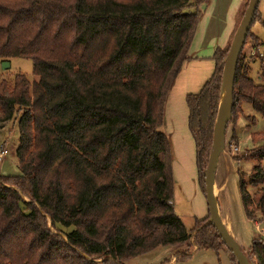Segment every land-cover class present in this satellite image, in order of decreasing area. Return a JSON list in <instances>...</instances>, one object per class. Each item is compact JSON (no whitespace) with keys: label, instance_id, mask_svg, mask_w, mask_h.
<instances>
[{"label":"trees","instance_id":"1","mask_svg":"<svg viewBox=\"0 0 264 264\" xmlns=\"http://www.w3.org/2000/svg\"><path fill=\"white\" fill-rule=\"evenodd\" d=\"M205 1L0 0V61L29 60L37 79L0 81V127L18 116L19 168L14 180L0 177V264H103L105 257L120 264L190 240L195 249L220 246L208 216L189 235L175 216L161 132L167 92ZM249 34L258 53L263 44ZM226 52L215 53L209 80L185 97L202 193ZM254 58L240 52L236 61L232 128L241 103L264 119L262 53L257 82L245 73V60ZM251 159L264 160V150ZM238 191L246 219L256 212L263 220L259 164L247 187L238 177ZM244 255L264 264V239Z\"/></svg>","mask_w":264,"mask_h":264},{"label":"rangeland","instance_id":"2","mask_svg":"<svg viewBox=\"0 0 264 264\" xmlns=\"http://www.w3.org/2000/svg\"><path fill=\"white\" fill-rule=\"evenodd\" d=\"M259 15H261L260 20ZM252 34L261 44L258 52L264 55V0H259L256 8V18L249 27ZM249 34V35H250ZM248 36L242 47V54L247 58L251 45H254ZM246 61V75L257 82V75L263 69L257 60ZM2 62L8 63V67L2 69ZM20 74L29 83L36 81L32 73L31 62L26 59L12 58L8 61H0V81L11 83L14 76ZM241 115H239L235 127L227 125L224 144H229L232 129H234L237 148L235 158L231 159L226 151L218 156L213 173L212 190L218 209L220 221L226 227L228 235L246 253L253 240L264 239V219L258 213L247 220L241 206L238 177L241 175L247 187V179L254 165L259 164L264 175V160H253L252 155L257 150H264V138L261 134L264 130V119L256 115L249 104L241 103ZM253 117L250 125L244 117ZM17 114L14 118L0 127V144H3L8 154L0 163V177L5 180H14L19 176L18 162L15 157V149L18 145ZM182 138V137H181ZM168 139V138H167ZM170 149L169 167L173 184V212L179 219L186 235L196 230L199 224L207 217V207L204 196L198 187V173L195 164V151L192 144L185 148L178 135L168 141ZM205 167V163H202ZM214 185L217 186L214 188ZM249 190V188H246ZM253 209V208H252ZM191 240L183 245L158 247L138 256L126 259L120 264H235L230 253L220 244L217 248L190 247ZM177 254H189L184 259L175 260ZM103 264H116L108 257ZM102 259L98 260L101 261ZM172 261V262H171Z\"/></svg>","mask_w":264,"mask_h":264},{"label":"crops","instance_id":"3","mask_svg":"<svg viewBox=\"0 0 264 264\" xmlns=\"http://www.w3.org/2000/svg\"><path fill=\"white\" fill-rule=\"evenodd\" d=\"M245 1L206 0L199 7L200 18L186 52V60L182 62L165 98L161 125V132L168 141L178 135L187 150V142L192 144L193 150L194 145L187 129L185 97L197 94L213 74V56L230 45ZM260 18L261 15L258 20ZM226 149L227 145L224 144L222 151ZM196 188H199V184Z\"/></svg>","mask_w":264,"mask_h":264},{"label":"water","instance_id":"4","mask_svg":"<svg viewBox=\"0 0 264 264\" xmlns=\"http://www.w3.org/2000/svg\"><path fill=\"white\" fill-rule=\"evenodd\" d=\"M259 0H248L236 27L230 45L225 54L222 73L219 102L212 129L211 145L207 162L203 171V196L206 202L208 221L213 228L222 246L230 253L235 264H250L243 251L228 235V231L219 219L216 202L212 190L213 173L219 154L224 147V137L227 123L231 117L232 91L237 58L242 50L244 41L252 23ZM8 67V63L2 62V69ZM49 222V220H48Z\"/></svg>","mask_w":264,"mask_h":264},{"label":"built area","instance_id":"5","mask_svg":"<svg viewBox=\"0 0 264 264\" xmlns=\"http://www.w3.org/2000/svg\"><path fill=\"white\" fill-rule=\"evenodd\" d=\"M248 56L250 57H261V53H256L254 51H249L248 53ZM263 85H264V81H262ZM237 152V148L235 146H228L227 149H226V153L231 156L233 154H235ZM8 154V150L7 148L3 145V144H0V163L4 160V158L7 156Z\"/></svg>","mask_w":264,"mask_h":264},{"label":"bare ground","instance_id":"6","mask_svg":"<svg viewBox=\"0 0 264 264\" xmlns=\"http://www.w3.org/2000/svg\"><path fill=\"white\" fill-rule=\"evenodd\" d=\"M223 224V223H222Z\"/></svg>","mask_w":264,"mask_h":264}]
</instances>
